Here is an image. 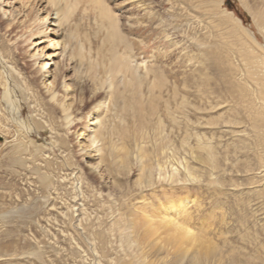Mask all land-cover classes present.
<instances>
[{"label": "rangeland", "instance_id": "rangeland-1", "mask_svg": "<svg viewBox=\"0 0 264 264\" xmlns=\"http://www.w3.org/2000/svg\"><path fill=\"white\" fill-rule=\"evenodd\" d=\"M1 1L0 264H168L180 249L169 234L146 237L142 227L145 217L156 221L166 198L182 202L176 224L197 240L195 248L217 253L209 264H264V155L243 102L246 86L264 88V29L254 17L260 0H229L234 10L225 0H104L132 46L124 57L141 66L137 75L159 66L169 83L158 94L144 81L143 105L157 95V114L135 134L130 112L125 138L114 137L101 163V143H87L94 129L87 121L122 45L107 42L90 0H49L63 8L59 24L47 0ZM43 62L51 74L38 71ZM54 90L59 103L73 106L68 124L50 101ZM157 116L167 145L155 135ZM205 144L217 159L213 171L199 148ZM182 159L198 180L171 182ZM141 166L150 169V187L138 185ZM118 219L133 246L119 240Z\"/></svg>", "mask_w": 264, "mask_h": 264}, {"label": "bare ground", "instance_id": "bare-ground-1", "mask_svg": "<svg viewBox=\"0 0 264 264\" xmlns=\"http://www.w3.org/2000/svg\"><path fill=\"white\" fill-rule=\"evenodd\" d=\"M0 2V5H2L3 3V6H6V4H4V2H2L1 0ZM90 2L93 4L97 17L101 21V24H103L104 26L106 25L105 38L107 42L112 46V49L114 50L116 48H119L118 45H122V49L124 50V52H121L120 55L117 54L114 57V70L112 72H109L108 83L104 87L106 88V91L103 98L99 99V97L94 96L93 93V97L91 99V104L93 106L91 111L89 112V117L87 121L89 124L87 126V129L91 126L94 127V129L90 137L87 138V143L90 147L96 145L97 143H101V146L99 148L96 147V151L98 153H102L101 157L99 158V162L101 163V161L105 158L106 154L109 152V149L111 151L114 150V137H117V139L122 137L125 138L127 134L125 126L128 128L126 117L129 116L130 112L132 115V119L135 120L133 121V132H135V134L136 132H139L140 134L143 131V125H145L146 120L145 117L148 114L149 116L157 114V105L155 102V98L158 97L157 95L154 96L152 93H150V95H153V97L149 100V103L146 104L145 107L143 105L145 94L141 87L143 86L144 81L148 80V84L150 85L149 88H156L158 90V94H160L163 87L166 86V84L169 82L165 80V76L163 75L164 72L158 68L159 66H151L150 68H146L144 79H142L141 76L137 75V70H139L141 66H138L136 64H134V66H131V62L134 59H132L131 56H127V58L124 57V54L129 53V49H132V46L126 41L125 36L122 35L117 22V18L106 7L107 5L104 4V0H90ZM47 3L53 7L52 13H54V19L52 22L59 24V22H61L60 19L65 18L64 13L62 11L63 8L59 5H56L55 3L51 4V1L49 0H47ZM259 4L260 5L255 8L256 12H254V17L257 20L259 26L264 29V0H260ZM46 17H42L40 19V22L45 23L47 20ZM9 25L10 24H8V26ZM52 43H55L53 44V46L59 44L58 41L55 40V38L52 39ZM78 49L81 53L85 48L82 44H79ZM80 59L83 60V56H80ZM47 63L48 62H43L38 71H44L45 74H51L49 73V70H44ZM140 64L142 66H145V64L143 63ZM110 74L119 75L120 78L115 81V78H113ZM55 76L56 73L53 76L54 82L56 80ZM127 77L130 79L126 81ZM58 79L60 80L61 77ZM48 85L52 86L53 82H50ZM242 85L246 86V83H243ZM100 87H102V85ZM61 88L66 95L63 97H67L69 94L68 90L71 89L69 82H63ZM171 89L172 95L175 98L178 95L177 92L179 91L176 86H173ZM246 89L247 92H245L243 102H247V105L244 107V111L248 114V119L250 120V125L248 127L251 130V134H253L255 145L257 147H260L259 150L264 155V88L249 89L246 86ZM46 91L50 92V86H48ZM80 93L81 90L79 94ZM57 95L58 93L56 92V90L51 91L50 101L56 103V105L59 106L61 112L63 113L64 120L68 124L69 122H71L70 118L71 111H73V106L72 104H64L63 102L59 103ZM183 99L185 98L182 97V101L180 104L181 107H185L186 105V102H183ZM169 106L170 104L167 102L165 106L166 113L170 112ZM111 111H113V113L110 114L113 115L112 118L109 115ZM169 115L171 116V114ZM172 121L175 123V118L172 119ZM155 123L156 137L158 138V140H160V144L167 145L168 140L161 136L163 123L158 116L157 121ZM232 124L239 125L241 124V122H233ZM246 139L247 138L245 137H243L242 139L240 137V140L245 141ZM134 142L136 143L137 141L134 139ZM184 142L185 139L182 140V143ZM199 148L207 153L208 166L210 167V169L212 171L217 169V159L213 153L212 147L208 144H205L204 146L199 145ZM139 154L140 157H143L142 152H140ZM195 159L198 161L200 160L199 158ZM126 160V157L124 158V160L122 159V161ZM179 163L180 166H182L183 171L181 172L178 168H175L172 171L173 173L176 172L175 176L172 173V177L169 178L172 183H176L178 181L189 182L199 179L196 174V170L189 167V165L184 159H182ZM157 167L159 168V172H161L162 170L164 171L165 169L162 168L160 165H157ZM171 168H173V165L171 166ZM257 169L258 171H260L259 168ZM140 171L141 173L140 178L138 180V185L150 187L152 185L150 169L146 168L145 166H141ZM260 173H262V171ZM262 180H260V182ZM258 194L260 195V197L264 198V187L259 190ZM181 204L182 202L175 203V201L173 202V200H170L169 198L164 199V202H162V206H160L159 208V212H157V217L154 215L156 217V221H149V217L151 216L144 218L142 227L144 228L145 236L153 237L158 231H160L163 235L169 234L167 242H169L171 246L173 245L174 247H177L180 250H178V255L176 254L171 257V260H169L168 264H209L210 259H214L217 261V253H215L214 250L209 249L207 251L201 252L199 249L195 248V246L198 245L197 240L195 238H191L184 228H182L179 224V226L176 224L177 220L175 219V217H177L180 213L181 208L179 206ZM167 211H171V216H169V218H167L168 216L166 217L165 215ZM151 215H153L152 212ZM164 216L166 218H164ZM114 225L116 227V230L119 232V240L125 244L126 248L129 246H133L136 243L137 240L131 238L130 234L126 233L127 229L122 225L121 219L116 220ZM133 228H135L134 221L130 223L128 229ZM189 250L191 251L190 254H188ZM158 262L159 260L155 264H157Z\"/></svg>", "mask_w": 264, "mask_h": 264}, {"label": "trees", "instance_id": "trees-1", "mask_svg": "<svg viewBox=\"0 0 264 264\" xmlns=\"http://www.w3.org/2000/svg\"><path fill=\"white\" fill-rule=\"evenodd\" d=\"M225 5L229 10H234L233 7L230 5L229 0H225ZM243 19H245V17Z\"/></svg>", "mask_w": 264, "mask_h": 264}]
</instances>
